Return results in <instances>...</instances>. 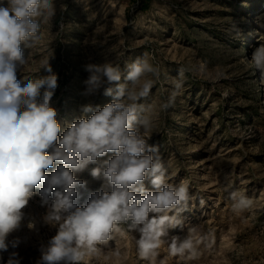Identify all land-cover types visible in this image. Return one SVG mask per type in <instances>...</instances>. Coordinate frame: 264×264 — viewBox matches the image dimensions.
<instances>
[{
  "label": "rangeland",
  "instance_id": "1",
  "mask_svg": "<svg viewBox=\"0 0 264 264\" xmlns=\"http://www.w3.org/2000/svg\"><path fill=\"white\" fill-rule=\"evenodd\" d=\"M54 3L56 16L41 26L34 47L21 46L28 64L17 79L23 86L26 79L48 75L43 66L49 61L58 76L50 104L62 131L91 115L84 114L82 106L95 109L111 102L112 97L103 94L108 85L95 95H82L89 76L86 64L113 61L126 74L127 64L146 57L159 69V79L140 100L153 121L146 136L150 145H159L168 182L187 184L191 197L179 213L182 223L168 230V238L183 239L194 227L193 235L203 241L195 259L170 256L164 245L157 264H264V81L251 62L253 51L264 44V0ZM177 80L183 82L178 91ZM174 91L171 106L162 109ZM112 155L74 173L86 182L77 188L79 205L106 183L103 177H92L91 169ZM58 163L46 172L50 174ZM144 184L154 190L149 180ZM230 191L252 198L253 207L234 213ZM23 211L19 229L7 238L21 242L0 253V264H6L12 251L18 253L20 264H37L41 246L57 232L56 226L44 222L48 206H42L38 194ZM29 222L34 223L31 229ZM133 236L139 238L136 232L117 234L102 253L87 257L86 264H149L139 259ZM115 251L123 256L117 258Z\"/></svg>",
  "mask_w": 264,
  "mask_h": 264
},
{
  "label": "clouds",
  "instance_id": "2",
  "mask_svg": "<svg viewBox=\"0 0 264 264\" xmlns=\"http://www.w3.org/2000/svg\"><path fill=\"white\" fill-rule=\"evenodd\" d=\"M56 13L54 0H0V253L20 244L19 238H7L19 229L23 210L38 194L42 206H48L43 220L57 232L41 246L37 264H86L87 257L102 253L117 234L126 232L139 234L133 236L136 252L149 264H157L164 245L170 256L197 258L203 238L193 235L194 227L183 239L168 238V230L182 223L178 216L191 199L189 187L168 182L159 145H150L146 136L153 121L140 100L159 79L158 67L146 57L127 64L126 74L113 61L86 64L89 76L82 95H95L108 85L103 94L112 97L111 102L95 109L91 104L82 106V112L91 115L81 116L63 131L50 104L58 76L49 61L43 66L48 75L26 79L23 86L17 79L28 64L21 46L34 47L41 26L51 23ZM251 62L264 81V44L253 51ZM182 86V80L175 82L177 91ZM176 94L161 108L170 107ZM107 153L113 155L91 169L92 177H103L106 183L79 205L77 188L86 182L74 173L85 171ZM54 162L59 163L48 174ZM146 179L154 190L145 188ZM229 199L237 214L254 204L241 191H230ZM114 255L123 256L120 251ZM6 264H20L18 253L10 252Z\"/></svg>",
  "mask_w": 264,
  "mask_h": 264
}]
</instances>
